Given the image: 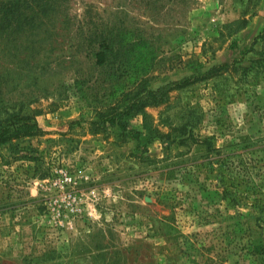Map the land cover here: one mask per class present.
Masks as SVG:
<instances>
[{
  "label": "rangeland",
  "instance_id": "1",
  "mask_svg": "<svg viewBox=\"0 0 264 264\" xmlns=\"http://www.w3.org/2000/svg\"><path fill=\"white\" fill-rule=\"evenodd\" d=\"M117 16L149 34L137 51L154 86L193 61L231 65L146 108L162 137L140 150L116 128L74 124L105 109L112 85L86 22ZM263 26L264 0H165L160 12L69 0L58 24L0 31V118L19 112L46 132L13 143L36 161L0 146V264H264L262 46L241 58Z\"/></svg>",
  "mask_w": 264,
  "mask_h": 264
},
{
  "label": "trees",
  "instance_id": "2",
  "mask_svg": "<svg viewBox=\"0 0 264 264\" xmlns=\"http://www.w3.org/2000/svg\"><path fill=\"white\" fill-rule=\"evenodd\" d=\"M144 1L153 12H160L165 5V0ZM68 2L69 0H0V31L14 34L17 38L30 31L49 28L54 23L58 24L59 18L66 15ZM86 23V46L95 64L106 70L112 85L108 95L109 104L105 109L98 110L90 121L82 120L74 124L88 123L89 131L94 133L116 128L122 136L136 143L137 150H140L142 145L162 137L158 129L149 124L150 115L146 113V108L163 104L172 91L213 78L231 67L230 64L224 63L206 69L203 63L193 61L188 65L191 71L189 76L179 80L165 79L154 86V77L148 76L151 64L137 51L139 44L149 41L148 33L120 16L113 21L105 17H89ZM233 23L237 27L234 33L246 27L244 19ZM259 44L262 49L257 50L258 63H264V26L255 37L251 49L241 53V58H246ZM137 114L143 116L144 130L130 126V120ZM45 134L35 119L19 112H8L5 118H0V146L9 145L11 153H19L16 157L20 160L36 161L38 158L33 156L36 150L32 146L20 149L13 143ZM211 261L215 264H227L223 259L218 262L209 259L196 264H210Z\"/></svg>",
  "mask_w": 264,
  "mask_h": 264
}]
</instances>
